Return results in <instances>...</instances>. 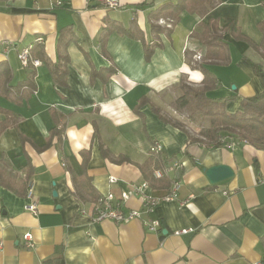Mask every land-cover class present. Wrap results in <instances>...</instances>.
I'll list each match as a JSON object with an SVG mask.
<instances>
[{"label": "crops", "instance_id": "crops-1", "mask_svg": "<svg viewBox=\"0 0 264 264\" xmlns=\"http://www.w3.org/2000/svg\"><path fill=\"white\" fill-rule=\"evenodd\" d=\"M115 1L116 7L91 0H0V63L11 66L14 83L27 77L19 53L39 37L52 63L65 48L69 56L66 87L56 85L49 67L35 58L40 62L36 91L22 105L0 95V124L6 126L0 135L5 182L0 184V264H46L56 257L61 264H264V147L232 138L220 148L191 143L189 135L200 138L205 127L199 123L209 126V120L186 119L176 108L182 83L202 86L206 48L196 36L200 25L217 21L224 29L234 24L258 44L264 0H217L197 14L183 13L172 26L161 16L155 23L171 33L159 35L150 12L177 0ZM111 25L138 29L144 41L114 31L104 55L101 38ZM67 28L73 40L63 49L58 38ZM225 38L231 61L207 66L220 80L210 95L236 97L226 104L227 112L236 113L244 98L263 92L264 82L250 62L263 69L264 62L247 42L231 34ZM153 43L163 48L147 61L145 46ZM111 66L113 75L93 78V71ZM55 127L61 137L52 135ZM49 140L51 146L39 151ZM155 143L163 151L154 154L182 165L177 199L160 203L148 215L142 198L135 196L125 207L141 211L140 219L94 223L90 211L96 195L120 198L130 184L149 182L141 166L150 165ZM219 165L231 168L234 176L214 185L205 171ZM149 170L157 171L152 165ZM110 177L118 183L110 184ZM27 182L34 189L37 215L25 208L29 201L22 186ZM18 186L21 193L14 191ZM151 189L157 196L170 190ZM147 219L159 220V231H149ZM184 230L189 232L180 233ZM26 233L34 238L32 249L24 247Z\"/></svg>", "mask_w": 264, "mask_h": 264}, {"label": "trees", "instance_id": "trees-1", "mask_svg": "<svg viewBox=\"0 0 264 264\" xmlns=\"http://www.w3.org/2000/svg\"><path fill=\"white\" fill-rule=\"evenodd\" d=\"M217 0H177L176 3L169 2L160 6L156 10H152L149 14L150 20L153 22L152 29L155 34L171 33L170 27H161L156 24L161 16H166L171 19V26L179 22L183 13L197 14L201 9H209L214 6ZM144 7V5H141ZM259 29L262 32V40L260 43H255L251 38L244 35L239 29L234 28V24L222 29L217 21H210L208 24H201L200 29L196 36L200 43L206 48V55L204 62L201 66V72L204 76L202 86L194 87L186 83L180 85L181 96L178 98L177 105L179 109L190 112L189 118H194L196 115L209 119V126L202 129L199 133L200 138H195L189 135L191 143L199 142L209 147L220 148L226 145L228 142L226 138L241 139L249 144L262 148L264 147V90L255 96L244 98L241 101V111L236 113H229L226 110V104L235 99L232 96L224 100L214 99L210 94L220 86V80L216 78L207 68L209 65H228L231 61L230 56V44L227 42L225 35L231 34L236 41L247 42L255 51H257L264 62V22L258 24ZM117 31L123 35L129 36L133 39H141L144 41L143 33L136 29H125L121 26L111 25L104 29L101 38V51L104 55H107L106 42L108 37ZM67 32V34H66ZM73 30L71 28L65 29L58 38V44L60 47H67V45L73 40ZM63 48V49H64ZM158 48H163L160 43L147 44L145 46V57L148 60L154 55ZM29 61L27 64V77L24 81L14 83V73L11 66L7 62L0 63V95L9 99L16 105H22L27 95H31L36 91L35 77L36 67H34L33 61L35 58L43 61L50 69L53 81L56 85L66 87L67 86V65L69 64V56L66 52V48L60 53L59 59L56 63L52 61L45 54L42 42L36 41V44L29 48ZM256 75L262 78L264 82V69L263 64H257L250 62ZM116 72L115 68L111 66L108 69L101 71H93L92 76L98 77L102 73L110 76ZM142 108V104L139 106ZM156 113L160 114L159 110L153 108ZM0 112H4L0 108ZM163 122H169L164 117L160 116ZM6 129L5 124H0V135ZM53 136L61 137V132L55 127L52 130ZM21 140L25 142L27 140L23 135H20ZM51 146V141L39 148V151H44ZM106 155L107 152H105ZM150 165L154 169L162 170L164 176L161 179H156L153 172L150 171V165L141 166V170L145 175V178L150 182L151 186L155 189H171L173 183L180 182L183 172L174 167V162L168 159H163L159 154L151 153ZM89 161V152L83 156L82 166L86 169V165ZM121 162V161H120ZM73 171H71L72 173ZM73 174V173H72ZM85 175V173L83 174ZM0 184H5L3 176L0 172ZM24 184L22 186V194L27 195L29 185ZM20 186L14 188V191H19ZM17 189V190H16ZM93 194V192H90ZM102 196H95L93 203L99 200ZM61 257H56L49 260L46 264H61Z\"/></svg>", "mask_w": 264, "mask_h": 264}, {"label": "built area", "instance_id": "built-area-1", "mask_svg": "<svg viewBox=\"0 0 264 264\" xmlns=\"http://www.w3.org/2000/svg\"><path fill=\"white\" fill-rule=\"evenodd\" d=\"M90 1V0H89ZM96 2L104 3L108 7H116L117 2L115 0H91ZM39 42H43V39L39 37L37 39ZM29 52L30 49H24L19 53V60L25 66H27L29 61ZM200 59V57H197ZM34 67H37L40 62L33 61ZM246 143V141H244ZM163 151V146L159 143H155L151 148V153H160ZM174 167L180 168L182 165L180 162L176 161ZM164 176V172L157 170L154 172V177L160 179ZM110 184L118 183V179L115 177L109 178ZM180 189V183H173L171 189L163 196H157L153 194V190L148 182H143L140 184H130L128 190L122 193L120 198L115 197V195L109 193L105 196H102L99 200L91 204V219L94 223H99L105 220L113 221L116 224L129 223L135 219H140L142 213L139 210L135 209H126V202L132 197H141L143 201V206L145 213L151 215L155 212L158 205L162 202L174 201L178 197V192ZM33 186L30 185L26 198L29 203L26 205V210L31 212L34 215L38 214V204L34 197ZM86 210H82V213H85ZM145 227L152 232L159 231L161 227V222L155 219H147L145 221ZM188 230L181 231L180 233H188ZM24 247L27 249H32L35 247L34 238L30 233H26L23 237Z\"/></svg>", "mask_w": 264, "mask_h": 264}, {"label": "water", "instance_id": "water-1", "mask_svg": "<svg viewBox=\"0 0 264 264\" xmlns=\"http://www.w3.org/2000/svg\"><path fill=\"white\" fill-rule=\"evenodd\" d=\"M206 176L211 184H219L234 176V172L231 168L225 165H219L212 167L205 171Z\"/></svg>", "mask_w": 264, "mask_h": 264}, {"label": "rangeland", "instance_id": "rangeland-1", "mask_svg": "<svg viewBox=\"0 0 264 264\" xmlns=\"http://www.w3.org/2000/svg\"><path fill=\"white\" fill-rule=\"evenodd\" d=\"M177 102H178V99H177L176 103H177ZM176 108L179 109L178 105H176ZM179 110H181V111L183 112V113H180V114H184V115L186 116V117H185L186 119H187V116H188V118L191 116V115H190V112H188V111H186V110H183V109H179ZM174 116L178 117L177 114H176V115H173V117H174ZM195 118L199 120V119L202 118V117L196 115ZM207 120H209V119H207ZM199 121H200V120H199ZM199 124H201V125L204 126L205 128L208 126V122H207V123H202V122H201V123H199ZM188 125H189V127H192V126H193L192 124H190V122H189ZM206 125H207V126H206Z\"/></svg>", "mask_w": 264, "mask_h": 264}]
</instances>
